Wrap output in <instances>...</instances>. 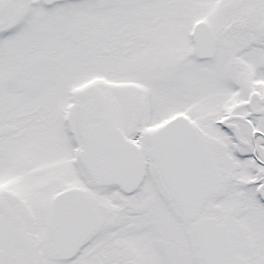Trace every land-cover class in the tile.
Segmentation results:
<instances>
[{
	"label": "snow or ice",
	"instance_id": "snow-or-ice-1",
	"mask_svg": "<svg viewBox=\"0 0 264 264\" xmlns=\"http://www.w3.org/2000/svg\"><path fill=\"white\" fill-rule=\"evenodd\" d=\"M0 264H264V0H0Z\"/></svg>",
	"mask_w": 264,
	"mask_h": 264
}]
</instances>
